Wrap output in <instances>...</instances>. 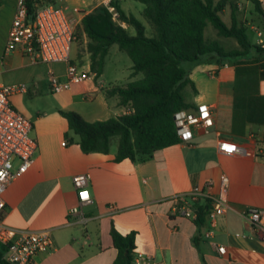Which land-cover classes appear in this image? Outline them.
Returning <instances> with one entry per match:
<instances>
[{"label":"crops","instance_id":"1","mask_svg":"<svg viewBox=\"0 0 264 264\" xmlns=\"http://www.w3.org/2000/svg\"><path fill=\"white\" fill-rule=\"evenodd\" d=\"M56 1L79 17L109 2ZM227 1L224 21L230 24L234 17L247 34H255L254 44L264 46V16H258L252 0ZM119 2L126 13L133 14L134 8L141 15L143 5H136L138 0ZM230 2L236 5L234 13ZM259 2L264 10V0ZM10 24L0 46V76L7 85L26 84V91L11 95L10 103L31 122L29 134L37 147L31 166L8 182L0 220L17 230L50 233L54 249L37 253L36 264H114L111 224L123 234L136 231L134 264H264V240L244 217L251 207L264 209V123L249 120L247 104L248 98L264 96V53L252 50L245 57L222 61L207 55L191 65L189 77L197 93L188 99L194 105L211 106L213 125L206 132L195 128L191 141L166 146L143 161L117 162L112 144L107 153L83 152L61 111H75L91 122L104 120L127 111L118 104V97H106L94 76L53 92L49 73L63 79L66 64L34 61L18 46L5 53ZM122 25L128 31L132 27ZM234 45L236 41L229 46ZM81 65L90 70L87 54ZM202 72L207 74L199 75ZM94 101L96 106L87 105ZM225 139L237 144L232 155L219 151ZM18 164L17 160L14 168ZM78 173L89 175L91 201L81 206L84 223L68 215L78 205L72 182ZM206 180L212 182L209 187L204 186ZM194 185L205 194L194 203L197 209H207L218 197L227 203L213 227L206 213L197 224L172 212L173 198L187 194ZM207 230L212 231L208 237ZM218 245L226 247L225 254L217 252Z\"/></svg>","mask_w":264,"mask_h":264},{"label":"trees","instance_id":"2","mask_svg":"<svg viewBox=\"0 0 264 264\" xmlns=\"http://www.w3.org/2000/svg\"><path fill=\"white\" fill-rule=\"evenodd\" d=\"M143 4L142 17L152 27L151 36L145 34L144 23L131 13H126L119 0H109L85 13L76 28L75 55L79 41H84L89 69L97 79L102 73L109 47L117 44L131 61V80L123 85L105 88L106 97L117 96L118 104L127 111L104 120L87 121L79 113L61 111L69 129L77 136L80 149L85 152L107 153L112 138L117 137L115 161L128 159L143 161L166 146L181 142L174 123V113L195 108L188 99L197 90L189 77V68L182 61L197 63L207 55L219 61L242 58L252 50L264 53V46L250 41L246 27L234 17L230 24L222 18L227 0H138ZM55 5L56 0H26L28 17L36 4ZM259 17L264 10L259 0H252ZM232 12L236 5L229 3ZM112 7V10L110 9ZM130 25L131 34L122 24ZM210 23L216 30V39L205 38V28ZM219 37L232 38L236 45H223ZM141 73L140 78H134ZM238 91V87L235 88ZM238 95H235V101ZM251 122L264 123V96L247 99ZM241 101H245L241 99ZM236 103V102H235ZM207 209L199 206L197 224L203 222ZM110 236L116 255L114 264H134L136 231L119 232L111 224ZM4 247L0 244V263Z\"/></svg>","mask_w":264,"mask_h":264},{"label":"built area","instance_id":"3","mask_svg":"<svg viewBox=\"0 0 264 264\" xmlns=\"http://www.w3.org/2000/svg\"><path fill=\"white\" fill-rule=\"evenodd\" d=\"M110 9L112 10V7ZM27 11L26 0H17L5 42V53L18 46L24 55L34 61L65 63L63 79H59L52 72L49 73L48 81L53 92L63 91L94 76L90 70L83 69L78 61H71V47L82 17L71 15L67 13L65 7H56L52 3L36 4L31 17H28ZM259 43H262V40H259ZM26 89L24 83L7 85L0 76V210L4 207L2 194L8 182L23 174L31 166L37 147L29 134L31 122L10 103L11 95L25 92ZM173 117L181 142L191 141L195 128H202L206 132L214 123L212 108L206 103H199L195 108L178 110ZM236 148L237 144L232 140L225 139L219 143V151L226 155L235 153ZM15 159L19 161L16 168L13 163ZM88 181L87 173H78L72 177L78 205L69 209L68 215L77 217L83 223L86 222V216L81 206L91 201L87 189ZM211 184V180L204 182L205 187ZM226 184L227 177H221V185ZM204 195L202 187L194 185L187 194L173 198L175 203L172 212L196 220L198 209L194 203ZM108 207L113 209L111 204ZM226 208L227 203L222 198L210 201L206 210L210 227L215 225L216 217L223 214ZM244 217L264 240V209L251 207L245 212ZM211 233V230H207L205 236L208 237ZM0 244L5 248L2 258L9 264H36L37 253H49L54 249L48 231L17 230L1 220ZM216 250L220 254L226 253V247L223 245L216 246Z\"/></svg>","mask_w":264,"mask_h":264},{"label":"rangeland","instance_id":"4","mask_svg":"<svg viewBox=\"0 0 264 264\" xmlns=\"http://www.w3.org/2000/svg\"><path fill=\"white\" fill-rule=\"evenodd\" d=\"M16 1L17 0H0V46L3 42L4 39V34L11 22L12 19V15L13 12L16 8ZM136 5H140L142 7L143 4L139 3V2H135ZM56 7H60L61 2L56 1L55 3ZM132 13L134 16H136L138 19H140L144 25H145V34L147 36H151L153 33L152 27L146 22V20L142 17V15H140L138 12H136V10L134 8H132ZM223 20H225V18H223ZM129 32L131 34L135 33V30L133 27H131L129 29ZM205 34V38L206 39H216L218 38L216 36V30L215 28L208 23V25L205 28L204 31ZM249 38L251 40L252 43H256V36L255 34L250 31L249 33ZM219 40L221 41V43L223 45H230V43L232 44L235 40L232 38H223V37H219ZM78 45V56L79 59L82 61V58L85 57L86 53L84 50V41L81 42L79 41L77 43ZM75 43L72 44L71 47V56L73 57L75 55ZM78 60L75 59V62H77ZM194 63L192 62H188V61H182L181 62V66L184 69H188L191 65H193ZM132 65V61L129 57V55L120 50L118 48L117 44H112L109 47L108 50V54L105 58V64H104V69H103V73L98 77V81L100 84H102V88L103 90H105V88H109L115 85H123L126 82H128L129 80H131V78L129 77L130 74V66ZM206 72H202L199 75H206ZM142 76L141 73H138L134 78H140ZM190 98V97H188ZM89 103V102H88ZM87 105L90 106H96L97 105V101H94L93 103H89ZM114 116V115H113ZM117 144V137H113L112 138V147L115 148ZM17 160L15 159L13 162L15 163Z\"/></svg>","mask_w":264,"mask_h":264},{"label":"water","instance_id":"5","mask_svg":"<svg viewBox=\"0 0 264 264\" xmlns=\"http://www.w3.org/2000/svg\"><path fill=\"white\" fill-rule=\"evenodd\" d=\"M30 17H31V15H30Z\"/></svg>","mask_w":264,"mask_h":264}]
</instances>
